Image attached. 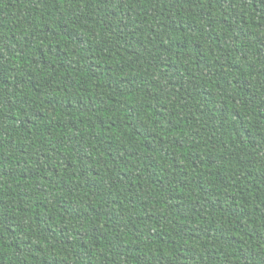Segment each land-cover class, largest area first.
I'll list each match as a JSON object with an SVG mask.
<instances>
[{
	"label": "trees",
	"instance_id": "trees-1",
	"mask_svg": "<svg viewBox=\"0 0 264 264\" xmlns=\"http://www.w3.org/2000/svg\"><path fill=\"white\" fill-rule=\"evenodd\" d=\"M0 264H264V0H0Z\"/></svg>",
	"mask_w": 264,
	"mask_h": 264
}]
</instances>
